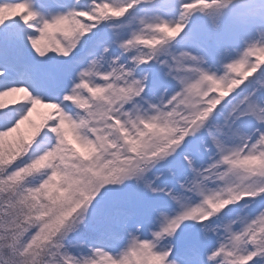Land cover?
I'll return each instance as SVG.
<instances>
[{
  "label": "snow or ice",
  "instance_id": "obj_1",
  "mask_svg": "<svg viewBox=\"0 0 264 264\" xmlns=\"http://www.w3.org/2000/svg\"><path fill=\"white\" fill-rule=\"evenodd\" d=\"M0 264H264V0H0Z\"/></svg>",
  "mask_w": 264,
  "mask_h": 264
}]
</instances>
